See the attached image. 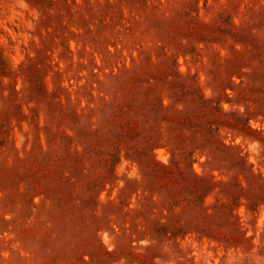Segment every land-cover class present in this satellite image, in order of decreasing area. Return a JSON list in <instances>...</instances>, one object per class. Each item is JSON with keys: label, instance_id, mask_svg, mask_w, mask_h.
Returning a JSON list of instances; mask_svg holds the SVG:
<instances>
[{"label": "rangeland", "instance_id": "rangeland-1", "mask_svg": "<svg viewBox=\"0 0 264 264\" xmlns=\"http://www.w3.org/2000/svg\"><path fill=\"white\" fill-rule=\"evenodd\" d=\"M0 264H264V0H0Z\"/></svg>", "mask_w": 264, "mask_h": 264}]
</instances>
